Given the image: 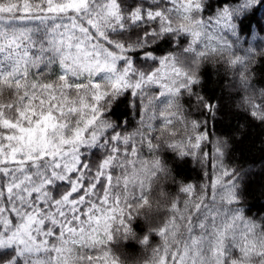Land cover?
<instances>
[{"label":"snow or ice","instance_id":"1","mask_svg":"<svg viewBox=\"0 0 264 264\" xmlns=\"http://www.w3.org/2000/svg\"><path fill=\"white\" fill-rule=\"evenodd\" d=\"M254 5L264 0H223L214 15L209 0H0V264H264V224L238 207L227 141L205 151L218 105L195 90L213 58L241 66L249 90V57L225 33ZM184 96L209 119H189ZM244 103L264 123V100ZM121 105L140 117L133 132ZM188 157L215 178L171 197Z\"/></svg>","mask_w":264,"mask_h":264},{"label":"trees","instance_id":"2","mask_svg":"<svg viewBox=\"0 0 264 264\" xmlns=\"http://www.w3.org/2000/svg\"><path fill=\"white\" fill-rule=\"evenodd\" d=\"M212 9H206L205 15H214V9L218 8L223 0H209ZM242 2V0H231ZM130 5L137 0H128ZM237 24V36L225 33L234 44V54L247 56L249 75V90L240 88L238 72L241 66L230 67L219 58H213L205 62L199 71L200 83L195 86L196 92L206 101L218 105V110L210 119L207 115H201V109L194 103L193 97L184 96L181 100L185 115L189 119H209L207 130L210 133L211 143L205 151L214 154V143L217 139L228 143L224 167L235 168L240 171V191L242 193L240 207L244 215L257 224H264V123L253 119L244 103L245 97L251 95L256 103L264 100V7L254 5L241 16L235 18ZM253 51L249 52L248 50ZM167 46H162L160 54H167ZM142 62V59H141ZM116 117L124 120L126 130L133 132L139 127L140 117L134 108L121 105L116 111ZM115 118V117H114ZM168 155H172L168 153ZM214 162V161H213ZM207 172L206 177L204 173ZM173 175L176 183H166L165 191L169 196H182L178 191L183 183L204 184L209 178H215L216 172L208 164H201L197 159L184 158L174 168ZM227 179V178H225ZM163 215V212L160 213ZM137 223L143 224L142 220ZM158 243V238L157 241ZM134 255L139 260H146L149 252L143 251L139 245L135 246Z\"/></svg>","mask_w":264,"mask_h":264}]
</instances>
